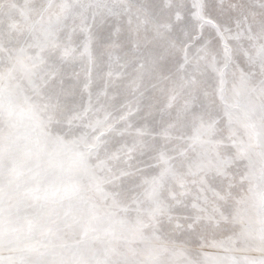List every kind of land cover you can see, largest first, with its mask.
I'll return each mask as SVG.
<instances>
[{
	"label": "snow or ice",
	"instance_id": "1",
	"mask_svg": "<svg viewBox=\"0 0 264 264\" xmlns=\"http://www.w3.org/2000/svg\"><path fill=\"white\" fill-rule=\"evenodd\" d=\"M0 264H264V0H0Z\"/></svg>",
	"mask_w": 264,
	"mask_h": 264
}]
</instances>
